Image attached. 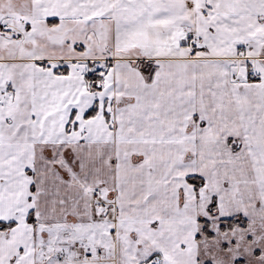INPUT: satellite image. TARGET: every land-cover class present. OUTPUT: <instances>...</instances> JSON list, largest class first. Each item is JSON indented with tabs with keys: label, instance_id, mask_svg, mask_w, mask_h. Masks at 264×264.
Segmentation results:
<instances>
[{
	"label": "snow or ice",
	"instance_id": "1",
	"mask_svg": "<svg viewBox=\"0 0 264 264\" xmlns=\"http://www.w3.org/2000/svg\"><path fill=\"white\" fill-rule=\"evenodd\" d=\"M0 264H264V0H0Z\"/></svg>",
	"mask_w": 264,
	"mask_h": 264
}]
</instances>
